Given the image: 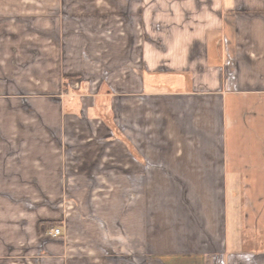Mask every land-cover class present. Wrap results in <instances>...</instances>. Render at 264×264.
Segmentation results:
<instances>
[{"label": "crops", "instance_id": "1", "mask_svg": "<svg viewBox=\"0 0 264 264\" xmlns=\"http://www.w3.org/2000/svg\"><path fill=\"white\" fill-rule=\"evenodd\" d=\"M0 264H264V0H0Z\"/></svg>", "mask_w": 264, "mask_h": 264}, {"label": "rangeland", "instance_id": "2", "mask_svg": "<svg viewBox=\"0 0 264 264\" xmlns=\"http://www.w3.org/2000/svg\"><path fill=\"white\" fill-rule=\"evenodd\" d=\"M81 1L82 0H78ZM69 2L68 1H63L62 4V9H66L69 8L68 7ZM160 17L155 16L154 19L156 21V19H159ZM110 19L112 20V17H110ZM153 19V20H154ZM104 19H101L99 22L103 23ZM92 22V21H91ZM63 23L65 24H69L70 26L64 27L63 31L60 32H39L37 33L38 35H42L44 37H49V36H55V38L59 41H61V43H71L72 40L74 41H78V44L81 46V44L83 43V46L85 47V52L90 53V60L96 65L101 64L103 67V65H105V62L102 60V56L104 55H112V48L110 47V45L113 44V33H106L105 35L100 33L99 31L97 32H93V33H87V30L83 31V27H82V21L81 18H79L78 16L72 17L70 15L68 16H64L63 17ZM94 24H96V22H94ZM156 22H154V26H155ZM156 28V27H155ZM159 28V27H157ZM156 30V29H155ZM157 33V32H156ZM155 33V36L158 35ZM102 35V42H99V44L97 45V42L99 41V36ZM127 35H129V33L127 34H123L122 37L127 40ZM76 43V42H75ZM99 45L101 47H99ZM82 47V46H81ZM83 48V47H82ZM82 48H75L76 50H81L83 52ZM112 74V73H111ZM101 75V74H100ZM102 76V75H101ZM101 76H98V73H96V75L94 76V79L100 78ZM173 77L176 76H172L169 75L168 78L172 79ZM167 78V79H168ZM110 79V78H108ZM107 79V80H108ZM94 81V80H93ZM109 81V80H108ZM107 83V82H106ZM108 84V83H107ZM110 87V86H109ZM60 228V227H59ZM122 262H125L124 260H122Z\"/></svg>", "mask_w": 264, "mask_h": 264}, {"label": "built area", "instance_id": "3", "mask_svg": "<svg viewBox=\"0 0 264 264\" xmlns=\"http://www.w3.org/2000/svg\"><path fill=\"white\" fill-rule=\"evenodd\" d=\"M49 234L54 235V236L60 235L61 234V228L54 227V228L50 229Z\"/></svg>", "mask_w": 264, "mask_h": 264}, {"label": "trees", "instance_id": "4", "mask_svg": "<svg viewBox=\"0 0 264 264\" xmlns=\"http://www.w3.org/2000/svg\"><path fill=\"white\" fill-rule=\"evenodd\" d=\"M55 224H57V223H55V222H50V223H49L50 226H53V225H55Z\"/></svg>", "mask_w": 264, "mask_h": 264}]
</instances>
